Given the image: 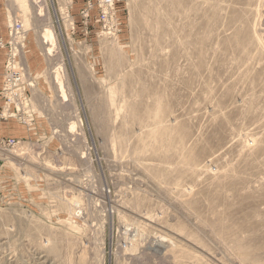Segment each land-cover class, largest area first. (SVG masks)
I'll return each mask as SVG.
<instances>
[{
	"label": "rangeland",
	"instance_id": "1",
	"mask_svg": "<svg viewBox=\"0 0 264 264\" xmlns=\"http://www.w3.org/2000/svg\"><path fill=\"white\" fill-rule=\"evenodd\" d=\"M6 1L0 264H264V0Z\"/></svg>",
	"mask_w": 264,
	"mask_h": 264
},
{
	"label": "built area",
	"instance_id": "2",
	"mask_svg": "<svg viewBox=\"0 0 264 264\" xmlns=\"http://www.w3.org/2000/svg\"><path fill=\"white\" fill-rule=\"evenodd\" d=\"M24 29L23 24L20 22H15L9 26V39L4 40L0 37V48L7 49V61L4 72V85H3V97L5 101V105L3 107V111L0 112V118L13 117L14 114L6 115L7 110H4L5 106L11 107L12 105H16L19 102L20 95H24L25 87L22 89L20 87L21 80V72L16 66V58L17 53L14 52L17 46V41L23 36ZM17 43V44H16ZM19 96V98H18ZM20 103L23 105L22 100ZM18 144V141L14 138H2L0 139V145L2 146H15Z\"/></svg>",
	"mask_w": 264,
	"mask_h": 264
},
{
	"label": "crops",
	"instance_id": "3",
	"mask_svg": "<svg viewBox=\"0 0 264 264\" xmlns=\"http://www.w3.org/2000/svg\"><path fill=\"white\" fill-rule=\"evenodd\" d=\"M11 14L9 9V4L6 0H0V37L4 40H8L9 34V26L12 24ZM7 60V49L0 48V112L4 107V97L2 95V87H3V71L5 69ZM11 118V117H10ZM10 120L9 118H0V139L9 138L6 134L10 129L6 125ZM6 125V126H5ZM11 138V137H10Z\"/></svg>",
	"mask_w": 264,
	"mask_h": 264
}]
</instances>
